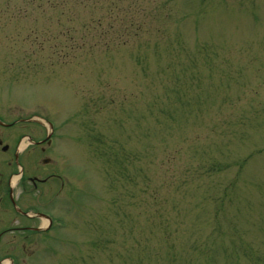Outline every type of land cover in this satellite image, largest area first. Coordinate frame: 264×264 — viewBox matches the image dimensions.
I'll list each match as a JSON object with an SVG mask.
<instances>
[{
	"label": "rangeland",
	"instance_id": "1",
	"mask_svg": "<svg viewBox=\"0 0 264 264\" xmlns=\"http://www.w3.org/2000/svg\"><path fill=\"white\" fill-rule=\"evenodd\" d=\"M31 113L65 237L7 264H264V0H0V117Z\"/></svg>",
	"mask_w": 264,
	"mask_h": 264
},
{
	"label": "flooded vegetation",
	"instance_id": "2",
	"mask_svg": "<svg viewBox=\"0 0 264 264\" xmlns=\"http://www.w3.org/2000/svg\"><path fill=\"white\" fill-rule=\"evenodd\" d=\"M23 135L24 134L21 136ZM21 136L15 140L12 135L10 137L6 135L5 139L0 136V155H3L0 156V226L9 224L10 221H13L14 218L18 219V217L20 222H23L22 220L26 218L25 214L27 212H32L33 207L46 209L44 204L47 203L46 200L49 197L50 188L55 182L54 177H56V174L49 172L47 167L49 164L46 162L44 163L42 159L45 151V148L42 146V141H38L37 139L31 140L32 142L29 145L30 149L22 152V157L19 159L17 155V145ZM15 163L21 165V170L26 175L25 180H20L16 184V187L20 189L17 193V201L20 204L19 207L21 210L20 216L13 211L12 207L1 205L3 197L8 199L10 193L12 194L14 192L10 179L11 175L16 172ZM57 179L60 180L58 176ZM60 186V189H62L63 181H60ZM27 217L34 219H30L29 221L35 222L36 220L40 225L41 220L39 217L31 215H27ZM1 229L0 234H3L0 235V240L4 241L5 236L11 233V238L8 241L10 243L23 245L26 244V240L29 239L28 244H42L41 241L43 238L40 239L32 233L22 235L14 233L18 230L37 231L40 227L21 224L19 227L9 226ZM32 237L35 238L30 241Z\"/></svg>",
	"mask_w": 264,
	"mask_h": 264
},
{
	"label": "bare ground",
	"instance_id": "3",
	"mask_svg": "<svg viewBox=\"0 0 264 264\" xmlns=\"http://www.w3.org/2000/svg\"><path fill=\"white\" fill-rule=\"evenodd\" d=\"M7 263L6 261L4 262V264Z\"/></svg>",
	"mask_w": 264,
	"mask_h": 264
},
{
	"label": "trees",
	"instance_id": "4",
	"mask_svg": "<svg viewBox=\"0 0 264 264\" xmlns=\"http://www.w3.org/2000/svg\"><path fill=\"white\" fill-rule=\"evenodd\" d=\"M257 261H259L258 259H256Z\"/></svg>",
	"mask_w": 264,
	"mask_h": 264
}]
</instances>
